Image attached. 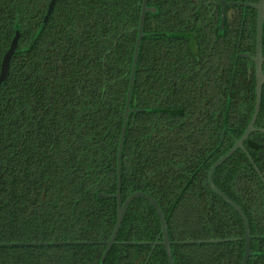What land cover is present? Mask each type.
Here are the masks:
<instances>
[{
	"label": "trees",
	"instance_id": "16d2710c",
	"mask_svg": "<svg viewBox=\"0 0 264 264\" xmlns=\"http://www.w3.org/2000/svg\"><path fill=\"white\" fill-rule=\"evenodd\" d=\"M142 1L56 0L45 20L50 0H0V66L19 33L0 86V244L46 243L0 246V264H145L148 257L147 264H168L165 248L154 246L162 241L157 213L144 198L127 206L105 253L117 204L98 198L117 189ZM173 2L147 0L157 13H146L142 27L120 199L140 192L157 203L173 264H240L242 222L207 175L247 125L254 84L245 77L250 94L241 113L208 107L202 52L174 37L198 30L191 4L178 13ZM256 126L264 128V87ZM222 130L229 144H219ZM244 148L264 176V134H251ZM246 153L237 150L213 182L247 219V264H264V185Z\"/></svg>",
	"mask_w": 264,
	"mask_h": 264
},
{
	"label": "flooded vegetation",
	"instance_id": "af4514ba",
	"mask_svg": "<svg viewBox=\"0 0 264 264\" xmlns=\"http://www.w3.org/2000/svg\"><path fill=\"white\" fill-rule=\"evenodd\" d=\"M188 2L191 4L190 14L194 18L193 25L198 30L177 33L174 34V37H188L192 41L193 48L202 52L201 56L205 59L204 69L208 78L206 91V99L209 102L208 107L211 110L219 109L221 111L222 106L225 104V107H235V110L241 113L249 100L250 87L248 85L250 83L246 84L245 77H247V80L252 81L254 84V102L249 123L255 105L256 76L255 63L252 58L256 55L257 47L258 11L255 7L259 5L260 0H174L173 3L178 5V13H182L184 9L181 8V4ZM155 13H157V9ZM164 35L168 36V34ZM152 36L156 35L152 34ZM261 56L264 59V19L261 32ZM262 74L264 76V62L262 63ZM233 84H236V89L232 97L233 100H231ZM259 111L253 125L254 131L250 133L248 138L253 133L264 134V128L256 126ZM225 132L226 130H222L223 136L220 138L219 144H229V142L224 141ZM239 138H233L232 144L234 145ZM248 138L243 142V148ZM240 151L246 153L245 148L244 151ZM246 156L249 159L247 153ZM249 161L253 164L250 159ZM253 166L264 185L263 174L257 170L254 164Z\"/></svg>",
	"mask_w": 264,
	"mask_h": 264
},
{
	"label": "water",
	"instance_id": "95a60500",
	"mask_svg": "<svg viewBox=\"0 0 264 264\" xmlns=\"http://www.w3.org/2000/svg\"><path fill=\"white\" fill-rule=\"evenodd\" d=\"M56 0H50L48 9L45 15V20L48 18L54 2ZM258 11V20H257V47H256V55L252 60L255 63V76H256V87H255V105H254V112L251 116V120L248 123L246 129L244 130L242 136L236 141V143L232 146V148L227 152V154L223 155L220 157L209 169L208 175H207V181L209 184L210 189L216 193L225 203L230 205L239 215L240 220L243 225L244 229V251L243 255L240 261V264H247L248 259L251 257L252 253L250 251V242H251V236H250V229L249 225L247 222L246 217L244 216V213L242 209L235 204L228 196H226L222 191H220L214 184L213 182V174L214 171L221 166L227 159H229L238 149L243 150V142L246 141L250 133L254 131V122L256 119V116L259 111V106H260V101H261V89L262 85L264 82V76L262 74V63L264 62V59L261 56V32H262V23H263V8H264V0H260L259 5L255 7ZM156 9L148 8L147 7V0L142 1V9H141V14L139 18V28H138V36L136 38L135 42V49H134V54H133V60H132V66H131V73L129 77V82H128V91L126 95V104H125V110L123 114V121H122V128L120 132V140L118 144V154H117V189L116 193L113 195H106L104 193L98 194L99 199H115L116 204H117V215H116V223L113 229V232L109 238L108 241L103 242V245L106 246V251L105 253L109 250V248L115 243L118 231L121 227L122 220L124 217V214L126 212L127 206L136 198H144L147 200L155 209L159 222H160V228H161V233H162V241L161 242H156L154 246L156 245H162L165 248V252L168 258V264H173L172 256H171V242L168 238V231H167V223L165 221V217L162 214L159 206L157 203L150 197L145 195L144 193H134L130 195L125 201L121 202L120 199V170H121V153H122V148H123V140L125 136V130H126V124H127V119L128 116L131 112L129 105H130V97H131V91L132 87L134 84V75H135V69H136V63H137V57H138V51H139V45L141 42L142 37L144 36L142 34V25L144 21V17L146 13H155ZM19 41V33L18 31L15 32L13 39L9 45L8 50L4 54L2 61H1V66H0V86L1 84L6 80L8 77V72H9V63L12 58V56L15 53V50L17 48ZM219 242V241H215ZM36 245H46V243H11V244H0V246H36ZM149 259V257H148ZM147 259V261H148ZM147 261L145 264H147Z\"/></svg>",
	"mask_w": 264,
	"mask_h": 264
}]
</instances>
